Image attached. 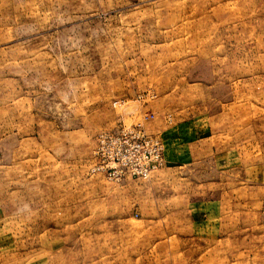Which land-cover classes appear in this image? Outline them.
<instances>
[{
  "label": "rangeland",
  "instance_id": "obj_1",
  "mask_svg": "<svg viewBox=\"0 0 264 264\" xmlns=\"http://www.w3.org/2000/svg\"><path fill=\"white\" fill-rule=\"evenodd\" d=\"M145 113L232 165L92 172ZM0 264H264V0H0Z\"/></svg>",
  "mask_w": 264,
  "mask_h": 264
},
{
  "label": "built area",
  "instance_id": "obj_2",
  "mask_svg": "<svg viewBox=\"0 0 264 264\" xmlns=\"http://www.w3.org/2000/svg\"><path fill=\"white\" fill-rule=\"evenodd\" d=\"M155 94L146 92L144 98ZM152 117L145 113L129 126H120L98 135L94 150L92 172L102 174L108 180L122 182L126 179H148L164 165L162 140L146 131L144 122Z\"/></svg>",
  "mask_w": 264,
  "mask_h": 264
},
{
  "label": "crops",
  "instance_id": "obj_3",
  "mask_svg": "<svg viewBox=\"0 0 264 264\" xmlns=\"http://www.w3.org/2000/svg\"><path fill=\"white\" fill-rule=\"evenodd\" d=\"M169 114H167L168 117ZM159 120V119H158ZM154 120L146 124L145 129L151 130L150 134L158 136L164 145V165L167 168H173L177 165L181 167L198 160H206L215 153L214 159L216 162H221V166L232 165L230 155L226 152L223 156L217 154V145H213L214 128L213 123L206 119L205 116L195 114L182 118H176L174 122H169L164 125L163 121ZM162 120V119H161ZM170 120V119H169ZM148 121V120H147ZM214 146V150H212ZM209 157V158H207ZM162 167V168H163ZM161 169V168H160ZM199 213L203 212L205 220L216 221L220 211L219 200H209L200 205ZM206 224V223H205Z\"/></svg>",
  "mask_w": 264,
  "mask_h": 264
}]
</instances>
